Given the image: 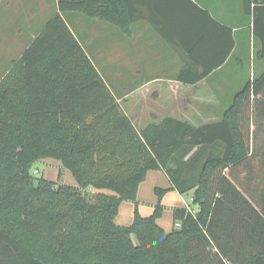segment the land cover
I'll list each match as a JSON object with an SVG mask.
<instances>
[{"label":"trees","instance_id":"obj_1","mask_svg":"<svg viewBox=\"0 0 264 264\" xmlns=\"http://www.w3.org/2000/svg\"><path fill=\"white\" fill-rule=\"evenodd\" d=\"M123 2L58 0V9L123 26ZM243 8L264 57V0ZM209 73L184 66L177 80ZM117 99L59 13L0 79V264H264V72L198 127L166 118L138 132ZM43 158L78 187L34 178ZM151 170L180 193L194 189L198 210L174 208L179 226L167 233L160 203L138 214ZM88 187L112 194L88 197ZM154 191L160 199L168 189ZM122 201L135 203L128 226L114 222Z\"/></svg>","mask_w":264,"mask_h":264},{"label":"crops","instance_id":"obj_2","mask_svg":"<svg viewBox=\"0 0 264 264\" xmlns=\"http://www.w3.org/2000/svg\"><path fill=\"white\" fill-rule=\"evenodd\" d=\"M122 9L128 22L118 26L77 11L60 12L58 0H0V79L56 13L95 67L93 57L100 64L112 54L117 79L123 72L130 73L131 84L119 85L117 101L138 132L166 118L194 127L218 121L234 94L264 72L260 42L253 35L252 17L244 12L243 0H124ZM184 66L193 73H210L186 84L177 80ZM223 148L219 143L215 152L222 154ZM158 178L165 184H159ZM171 187L162 170H151L136 197L142 217L151 215L160 203L162 215L156 222L166 233L176 226L174 208L189 204L192 211L198 210L192 202L194 189L180 193ZM155 188L168 191L159 199ZM134 209L135 203L122 201L115 224L130 225Z\"/></svg>","mask_w":264,"mask_h":264},{"label":"rangeland","instance_id":"obj_3","mask_svg":"<svg viewBox=\"0 0 264 264\" xmlns=\"http://www.w3.org/2000/svg\"><path fill=\"white\" fill-rule=\"evenodd\" d=\"M93 58L96 61L97 69H99L101 72L102 78L104 79L110 90L113 92L114 96H116L119 99L118 92L122 90L121 86L119 85L122 83H125L127 85H129V83L131 84L130 73H128V71L123 72V75L119 76L117 79V75L113 65L116 57L112 54L110 55V57H108L109 59L108 61L105 60L100 64L98 63L97 57H93ZM124 76H126V78H124ZM30 174L34 178H44L49 181H54L57 184L72 186V187L77 186V183L73 178V176L71 175L70 171L65 167H63L62 164L56 159L45 158V159L37 160L36 162L33 163L30 169ZM158 182L161 185L165 184L162 178H158ZM93 190L94 189L92 187H88L84 189V192H87L89 194L88 197H90V194L92 193L91 191ZM105 192L107 194H112V192L109 190H105ZM191 206H193V204H191ZM132 240L134 243H136V238L133 235H132Z\"/></svg>","mask_w":264,"mask_h":264},{"label":"built area","instance_id":"obj_4","mask_svg":"<svg viewBox=\"0 0 264 264\" xmlns=\"http://www.w3.org/2000/svg\"><path fill=\"white\" fill-rule=\"evenodd\" d=\"M35 172H36V171H35ZM186 207H187L188 209H191V208L189 207V204H188V205L186 204ZM176 226H179V224L176 223Z\"/></svg>","mask_w":264,"mask_h":264}]
</instances>
